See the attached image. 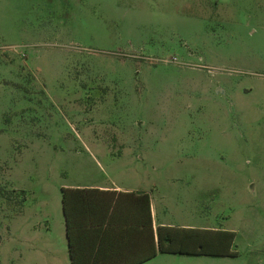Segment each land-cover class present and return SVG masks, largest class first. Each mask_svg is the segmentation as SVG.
<instances>
[{"label": "rangeland", "instance_id": "rangeland-1", "mask_svg": "<svg viewBox=\"0 0 264 264\" xmlns=\"http://www.w3.org/2000/svg\"><path fill=\"white\" fill-rule=\"evenodd\" d=\"M137 183L156 219L264 264V0H0V264H69L60 188Z\"/></svg>", "mask_w": 264, "mask_h": 264}, {"label": "trees", "instance_id": "trees-1", "mask_svg": "<svg viewBox=\"0 0 264 264\" xmlns=\"http://www.w3.org/2000/svg\"><path fill=\"white\" fill-rule=\"evenodd\" d=\"M60 192L70 264H140L157 253L238 254L232 230L167 224L154 229L147 192L69 187Z\"/></svg>", "mask_w": 264, "mask_h": 264}, {"label": "crops", "instance_id": "crops-1", "mask_svg": "<svg viewBox=\"0 0 264 264\" xmlns=\"http://www.w3.org/2000/svg\"><path fill=\"white\" fill-rule=\"evenodd\" d=\"M64 187H69V188H96L99 190H110V191H120V192H135V193H141V192H147L148 190L145 187H141L140 185H137V183H134L133 185H122L120 183H117L116 181L112 180L107 183H97V182H88V183H72L68 186ZM149 194V193H148ZM60 197H61V192H60ZM150 197V212H151V217H152V222H153V227L154 229L156 228L157 225L159 224H167V225H175L172 223L164 222L163 220H158L156 219V212H155V207L152 203L151 196ZM61 199V198H60ZM140 211V205H138V212ZM58 222L62 225L63 232L65 234V220L62 212V205H60V213L58 214ZM176 226H185V227H190L189 225H184V224H178ZM66 238V235H65ZM67 242V239H66ZM68 251V247H67ZM158 254H163V253H157L154 257H156ZM69 256V255H68ZM154 257L150 258L149 260L153 259ZM147 260V261H149ZM147 261H144L140 264H143ZM70 264V263H69Z\"/></svg>", "mask_w": 264, "mask_h": 264}]
</instances>
